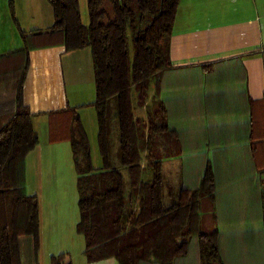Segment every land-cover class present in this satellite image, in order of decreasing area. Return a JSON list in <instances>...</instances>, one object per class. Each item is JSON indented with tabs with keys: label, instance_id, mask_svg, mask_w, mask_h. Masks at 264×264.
Listing matches in <instances>:
<instances>
[{
	"label": "crops",
	"instance_id": "crops-1",
	"mask_svg": "<svg viewBox=\"0 0 264 264\" xmlns=\"http://www.w3.org/2000/svg\"><path fill=\"white\" fill-rule=\"evenodd\" d=\"M14 9L19 27L9 0H0V57L23 47L20 30L45 33L54 25L48 0H15ZM80 10L88 25L85 0ZM170 57L173 68L161 80L159 98L177 136L178 154L164 160L163 173L176 166L179 188L194 191L211 165L215 198L201 200V231L219 234L223 264H264V0H181ZM6 63L0 60V105L11 101L20 75ZM95 99L90 49L30 52L25 104L36 115L39 144L26 159V189L38 197L40 243L36 252L32 236L20 237L21 264H51L60 254L71 264H118L115 259L88 262L85 239L77 233V172L71 193L55 164L61 150L67 154V141L52 142V132L70 126L72 110L88 138L89 132L94 138L98 134ZM164 148H170L168 141ZM173 264H204L197 238Z\"/></svg>",
	"mask_w": 264,
	"mask_h": 264
},
{
	"label": "trees",
	"instance_id": "trees-1",
	"mask_svg": "<svg viewBox=\"0 0 264 264\" xmlns=\"http://www.w3.org/2000/svg\"><path fill=\"white\" fill-rule=\"evenodd\" d=\"M48 2L54 10L53 27L45 33L20 30L23 47L0 57L20 73L11 101L0 105V264H21L20 237L32 236L39 250V201L26 189V159L39 144L32 122L36 115L25 104L30 52L35 47L64 52L88 48L92 53L96 88L92 107L97 113L103 167L93 165L88 136L76 111H71L65 131L52 132V142L71 144L78 175L77 233L85 239L88 262L115 259L118 264H142L155 259L173 264L187 255L189 243L197 238L203 263L223 264L219 234L203 233L200 228L201 200L215 198L212 166H207L200 189L181 187L169 193L171 204L166 203L163 162L177 156L178 140L169 128L168 110L159 92L163 76L173 68L170 48L181 0H87L88 25L82 21L80 0ZM14 3L9 0L19 27ZM16 57L20 62L14 63ZM152 80L155 93L149 105ZM134 91L137 105L146 108V120L135 117ZM113 100L119 165L127 169V181L111 160ZM167 141L169 149L164 148ZM66 258L65 254L54 256L51 264H71Z\"/></svg>",
	"mask_w": 264,
	"mask_h": 264
},
{
	"label": "rangeland",
	"instance_id": "rangeland-1",
	"mask_svg": "<svg viewBox=\"0 0 264 264\" xmlns=\"http://www.w3.org/2000/svg\"><path fill=\"white\" fill-rule=\"evenodd\" d=\"M82 1H84V0H82ZM85 2H87V0H85ZM83 4H84V2H83ZM83 15L85 18L87 16V12L84 11ZM153 94H154V80H152L150 89L148 90V97L149 98L147 100V103L149 105L152 102ZM132 102H133L135 117L146 120V118H147L146 108H141L137 105V92L136 91H134L132 93ZM96 115H97V113H96ZM109 123H110V130H111L110 150H111L112 164L114 166H116L117 168L119 167V169L124 173L125 179L127 181L128 180L127 169L123 168L119 165L120 164V160H119V127H118V121H117V111L115 108V100L112 101L111 106H110ZM88 141H89V145H90L93 165L95 168L100 169L103 167V160L101 158L99 145H98V134L94 138V135L91 132H89ZM69 148H70V142L67 141V147H66L67 154L64 152V149L61 150L60 151L61 153L58 156V158L56 159L55 164L59 165V167H60V173H59L58 177L61 178L65 184L70 185L71 186V193H74L75 172L76 171H75V167H74V160L72 157V152L68 151ZM147 164H148V162L145 161V159H144L143 165L147 167ZM174 167L175 168L170 166L168 172L165 173L166 170H164V173H163L164 179H165V192L167 194V199H166L167 205L171 204V200L168 198L169 193L177 191L179 189V186H178V178L179 177L177 174L176 166H174ZM145 178L146 179L150 178V173L147 174L145 176ZM127 185L129 186V184H127ZM76 196L78 198L77 193H76ZM202 228H203V226H202ZM203 231H205V230H203ZM206 232L210 233L211 230L206 229ZM76 251H77V249H76ZM75 259H77V258L72 257V260H75Z\"/></svg>",
	"mask_w": 264,
	"mask_h": 264
}]
</instances>
